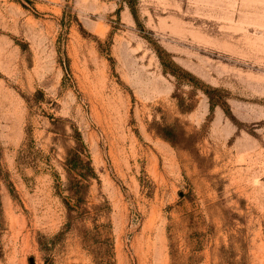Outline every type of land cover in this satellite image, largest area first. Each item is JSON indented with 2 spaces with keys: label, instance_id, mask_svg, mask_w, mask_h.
<instances>
[{
  "label": "rangeland",
  "instance_id": "rangeland-1",
  "mask_svg": "<svg viewBox=\"0 0 264 264\" xmlns=\"http://www.w3.org/2000/svg\"><path fill=\"white\" fill-rule=\"evenodd\" d=\"M0 264H264V0H0Z\"/></svg>",
  "mask_w": 264,
  "mask_h": 264
},
{
  "label": "trees",
  "instance_id": "trees-1",
  "mask_svg": "<svg viewBox=\"0 0 264 264\" xmlns=\"http://www.w3.org/2000/svg\"><path fill=\"white\" fill-rule=\"evenodd\" d=\"M130 5V4H129ZM131 11H132V15L134 16V11L132 10V8H131ZM135 17V16H134ZM159 59H160V61H161V64L163 65V67H164V69L166 68V66H170V65H173V63L171 62V61H169L168 60V58H162V56H160L159 55ZM167 59V60H166ZM173 75H175V73L174 72H171ZM185 74V73H184ZM185 75H187V74H185ZM205 94L207 95V96H209V94H208V92H205ZM211 101H212V99H211ZM224 103L223 104H221V106L222 107H224ZM213 106H214V104H213V102H211V104H210V110H212L213 109ZM225 111H227V110H225ZM76 132V131H75ZM29 133H30V131L27 129V131H26V134L27 135H29ZM74 135H76L75 137V139H76V142H75V147L73 148V149H70V150H68L67 152H66V156H65V167H66V173L67 174H70L71 173V171H73V170H75V171H77L78 172V175L79 176H81V177H84V178H86V177H89L90 176V174H89V165H88V163H85L84 162V150H83V144H82V142H81V140H80V138H79V136H78V133H75ZM23 150H20V152L18 153L19 154V156H18V158H17V161H20V160H22V158H23ZM83 171H85V173H83ZM70 189V188H69ZM77 196V193L76 192H74V193H72L71 194V199H73L74 197H76ZM79 199V197L77 198V200ZM77 207V209L79 208L78 206H76ZM68 210H69V213H77L76 211H74V209H71V208H69L68 207ZM70 224H71V218L70 217H68V219H67V224L65 225V227H63L62 228V230L59 232V233H57L55 236H54V238L51 240V243H53L55 240H57L60 236H62L65 232H66V230L69 228V226H70ZM47 263V262H46Z\"/></svg>",
  "mask_w": 264,
  "mask_h": 264
},
{
  "label": "water",
  "instance_id": "water-1",
  "mask_svg": "<svg viewBox=\"0 0 264 264\" xmlns=\"http://www.w3.org/2000/svg\"><path fill=\"white\" fill-rule=\"evenodd\" d=\"M31 262V261H30Z\"/></svg>",
  "mask_w": 264,
  "mask_h": 264
}]
</instances>
